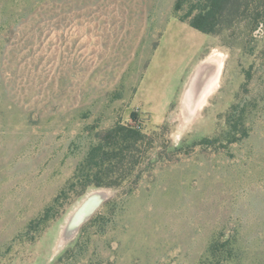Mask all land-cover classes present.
<instances>
[{
  "label": "rangeland",
  "instance_id": "obj_1",
  "mask_svg": "<svg viewBox=\"0 0 264 264\" xmlns=\"http://www.w3.org/2000/svg\"><path fill=\"white\" fill-rule=\"evenodd\" d=\"M176 2L0 0V264H264V0L214 34ZM212 55L218 88L188 117ZM117 125L146 137L120 183L85 187L78 166Z\"/></svg>",
  "mask_w": 264,
  "mask_h": 264
},
{
  "label": "trees",
  "instance_id": "obj_2",
  "mask_svg": "<svg viewBox=\"0 0 264 264\" xmlns=\"http://www.w3.org/2000/svg\"><path fill=\"white\" fill-rule=\"evenodd\" d=\"M248 0H177L175 12L179 13L186 6L188 11L181 16L184 21L205 33H218L223 28V20L228 13L233 15L240 11ZM258 4L257 22L261 19ZM146 137L141 128L117 125L104 132L98 143L89 150L78 166L74 178H79L85 187H113L124 177L122 169L137 143ZM107 179L114 181L108 182ZM48 210L30 226L45 223Z\"/></svg>",
  "mask_w": 264,
  "mask_h": 264
},
{
  "label": "bare ground",
  "instance_id": "obj_3",
  "mask_svg": "<svg viewBox=\"0 0 264 264\" xmlns=\"http://www.w3.org/2000/svg\"><path fill=\"white\" fill-rule=\"evenodd\" d=\"M222 58L223 57L221 55H212L209 58L204 59L201 63V69L197 71L192 81H190L191 85L187 89V94L190 92L194 93L200 89L201 93L197 99V103L194 104L195 107L193 106V113L188 117H196L200 113L203 106L207 103L209 96L218 88L223 68ZM189 109L191 108L189 107ZM90 196H92V200L90 202L88 201L84 207L86 212H90L93 209V205L96 203L99 204L106 196V193L97 191L92 193ZM76 212L69 218L68 224L62 235L61 244H64L67 240L74 236L78 230L79 220Z\"/></svg>",
  "mask_w": 264,
  "mask_h": 264
},
{
  "label": "water",
  "instance_id": "obj_4",
  "mask_svg": "<svg viewBox=\"0 0 264 264\" xmlns=\"http://www.w3.org/2000/svg\"><path fill=\"white\" fill-rule=\"evenodd\" d=\"M200 69L199 68L196 70V72ZM195 72V73H196ZM190 84V83H189ZM201 90V89H200ZM200 90H197L194 93L190 94V108L192 109V107L194 106V104L197 102V99L201 93ZM91 195V194H90ZM89 195V198H87L82 205L79 207V209L76 212V215H78V220H79V226L87 219H89L91 217V215L93 214V212L95 211V209L97 208V206L99 205L98 203H96L95 205H93V209L90 212H86L84 210V207L86 205V203H88V201L90 202L92 200V196ZM79 228V227H78Z\"/></svg>",
  "mask_w": 264,
  "mask_h": 264
}]
</instances>
